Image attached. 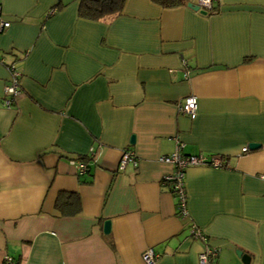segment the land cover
I'll return each mask as SVG.
<instances>
[{
  "label": "crops",
  "instance_id": "0c3cea01",
  "mask_svg": "<svg viewBox=\"0 0 264 264\" xmlns=\"http://www.w3.org/2000/svg\"><path fill=\"white\" fill-rule=\"evenodd\" d=\"M188 2L88 19L77 0H0V264H145L149 247L152 264H200L206 244L207 264H244L236 249L264 264V0ZM9 63L21 92L5 107ZM176 143L222 162L185 168L184 216L159 160ZM125 149L136 162L120 167ZM61 192L78 211L56 207Z\"/></svg>",
  "mask_w": 264,
  "mask_h": 264
},
{
  "label": "built area",
  "instance_id": "2783aa9c",
  "mask_svg": "<svg viewBox=\"0 0 264 264\" xmlns=\"http://www.w3.org/2000/svg\"><path fill=\"white\" fill-rule=\"evenodd\" d=\"M214 0H196L198 8L203 10L205 13L211 12L213 9ZM9 20H0V32L9 25ZM2 62V59H1ZM184 67L186 66L185 61H182ZM7 71L9 73L8 82L3 87V97L1 99L2 105L10 107L14 103V99L20 94L21 89L19 86L20 72L13 63L6 64ZM184 77L187 74L184 73ZM197 97L195 95H187L184 99L179 102L178 110L180 113L187 114L189 116L195 115L197 111ZM242 151H247L248 147L244 146ZM159 160L166 163H170L174 166L175 170L173 173L165 175L164 181L170 182V189L173 191L176 197L177 213L181 216L186 215V195L184 190L183 178L185 168L191 165H210L220 166L221 159L218 155H210V157L204 154H184L181 152V144L176 143L174 151L169 154L161 155ZM128 162L135 164V155L132 150L125 149L122 152L119 166L124 167ZM78 169L84 171L86 165L84 161H77ZM188 235L193 239L206 240L205 234L202 232L199 226L195 223H191L188 227ZM218 254V248L210 245H205L203 249L198 253L197 259L200 264L210 263ZM158 255L149 247L145 249L141 258L145 264H152ZM3 264H16L11 256L5 255L3 258Z\"/></svg>",
  "mask_w": 264,
  "mask_h": 264
},
{
  "label": "trees",
  "instance_id": "16d2710c",
  "mask_svg": "<svg viewBox=\"0 0 264 264\" xmlns=\"http://www.w3.org/2000/svg\"><path fill=\"white\" fill-rule=\"evenodd\" d=\"M78 13L80 16L88 19H98L105 15L118 13L125 0H77ZM162 6H173L181 3V0H154ZM78 202V196L72 192H61L56 201V207L62 213H71L78 211L74 206ZM112 243L110 242V245Z\"/></svg>",
  "mask_w": 264,
  "mask_h": 264
},
{
  "label": "water",
  "instance_id": "95a60500",
  "mask_svg": "<svg viewBox=\"0 0 264 264\" xmlns=\"http://www.w3.org/2000/svg\"><path fill=\"white\" fill-rule=\"evenodd\" d=\"M187 5L190 8L194 9V10H197V11L202 12V13L204 12L203 10L199 9L198 5L195 4V3L188 2ZM133 141H134V135H131L130 142H133ZM258 146H259L258 143H254V142L249 144V148L250 149L257 148ZM102 228H103V232L104 233H108L109 232V230H110V220L109 219H105L103 221ZM235 253L240 257L241 261L244 264H248L249 263L250 256L247 253L243 252L241 249H236Z\"/></svg>",
  "mask_w": 264,
  "mask_h": 264
}]
</instances>
